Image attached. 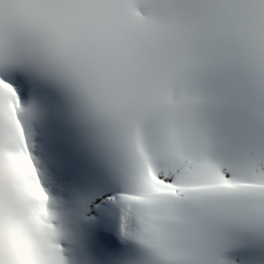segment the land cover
<instances>
[{"label": "snow or ice", "instance_id": "1", "mask_svg": "<svg viewBox=\"0 0 264 264\" xmlns=\"http://www.w3.org/2000/svg\"><path fill=\"white\" fill-rule=\"evenodd\" d=\"M0 264H264V0H0Z\"/></svg>", "mask_w": 264, "mask_h": 264}]
</instances>
